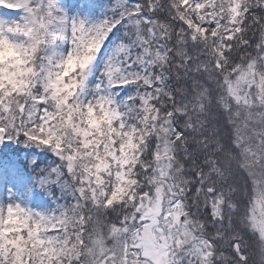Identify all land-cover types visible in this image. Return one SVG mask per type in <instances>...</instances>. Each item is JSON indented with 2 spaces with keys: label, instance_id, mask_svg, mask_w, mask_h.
Returning <instances> with one entry per match:
<instances>
[{
  "label": "snow or ice",
  "instance_id": "1",
  "mask_svg": "<svg viewBox=\"0 0 264 264\" xmlns=\"http://www.w3.org/2000/svg\"><path fill=\"white\" fill-rule=\"evenodd\" d=\"M0 11V264H264V0Z\"/></svg>",
  "mask_w": 264,
  "mask_h": 264
},
{
  "label": "rangeland",
  "instance_id": "2",
  "mask_svg": "<svg viewBox=\"0 0 264 264\" xmlns=\"http://www.w3.org/2000/svg\"><path fill=\"white\" fill-rule=\"evenodd\" d=\"M103 2V0H97V3H102ZM0 15H4V16H9V15H11L9 12H7V11H0ZM38 204L40 205V206H42V207H47L48 205L47 204H45L43 201H38Z\"/></svg>",
  "mask_w": 264,
  "mask_h": 264
}]
</instances>
